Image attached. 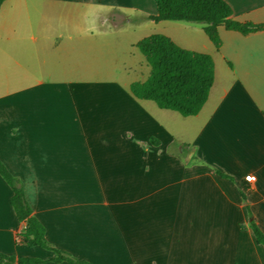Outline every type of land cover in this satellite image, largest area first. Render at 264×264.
Here are the masks:
<instances>
[{"label":"crops","instance_id":"obj_1","mask_svg":"<svg viewBox=\"0 0 264 264\" xmlns=\"http://www.w3.org/2000/svg\"><path fill=\"white\" fill-rule=\"evenodd\" d=\"M224 1L234 20L264 24V0ZM155 14L152 0H4L0 161L20 180L49 245L77 259L264 264L248 227L251 214L264 233V29L242 36L220 26L218 50L201 25L162 29L214 65L206 102L182 117L106 94L121 85L112 71L142 63L135 44L150 34L136 30L156 23ZM186 32L190 41L178 35ZM12 53L19 57L9 64ZM133 82L142 81L123 83L129 90ZM10 196L0 178V252L65 264L16 242L25 224Z\"/></svg>","mask_w":264,"mask_h":264},{"label":"trees","instance_id":"obj_2","mask_svg":"<svg viewBox=\"0 0 264 264\" xmlns=\"http://www.w3.org/2000/svg\"><path fill=\"white\" fill-rule=\"evenodd\" d=\"M4 0H0V5ZM156 14L151 16L154 22L181 21L200 24L202 31L218 50L221 40L218 27L242 36L264 29V24L240 22L232 18V8L224 0H152ZM135 47L149 66L147 78L142 82H133L129 86L130 94L138 99L153 102L158 108L176 112L182 117L196 115L208 98L214 82L212 58L205 53L187 50L176 45L163 34H150L136 42ZM152 144L157 141L150 139ZM214 173L224 179L233 180L226 173L214 169ZM0 178L11 191L9 204L16 219L25 224L23 231L16 234V242L28 248H40L50 251L53 263L91 264L77 259L65 251L51 247L47 241L45 228L32 215L27 204L21 182L13 176L0 161ZM245 201L243 192H240ZM248 227L255 243L264 248V233L255 224L249 214ZM44 260L35 257H15L0 252V264H41Z\"/></svg>","mask_w":264,"mask_h":264},{"label":"rangeland","instance_id":"obj_3","mask_svg":"<svg viewBox=\"0 0 264 264\" xmlns=\"http://www.w3.org/2000/svg\"><path fill=\"white\" fill-rule=\"evenodd\" d=\"M45 14H48V13H45ZM144 23L145 22H143V24ZM175 23L177 22H171V21H163V22H156V23L147 22V27L144 26L141 30L137 29L136 31H138L137 33L139 35L162 34L161 32H163L162 31L163 28H167L168 26L173 25ZM178 23L185 25L186 28L188 27L189 29H192V30L198 29V27H200V24H196V23H190V22H178ZM132 30L134 29L130 27L129 31H132ZM199 34L203 35L202 32H200ZM178 35L182 39V41H190L191 36L193 37L192 33H187V32L186 34L179 33ZM4 45L9 46V47L16 46V44L12 42L5 43ZM23 45L26 46V44H23ZM136 53L137 55H139L140 59H142V63H137L135 61L129 65V69H119V70L112 71V74H113L112 76L116 78V80L118 78L119 81L121 82L120 83L121 85L110 88L108 91H106L107 95L111 94L112 96H121L124 93H126L127 95H131L126 85H124L123 82L143 81L148 76L149 66L145 62L143 56L137 50H136ZM26 56L27 55H22L21 57L25 59ZM9 57H10L9 64H12L15 61V59H17L19 56L16 53H12V54H9ZM11 76L16 77L15 70L13 72H10V77ZM12 80H15V78H13ZM121 88L123 89V92H121Z\"/></svg>","mask_w":264,"mask_h":264},{"label":"built area","instance_id":"obj_4","mask_svg":"<svg viewBox=\"0 0 264 264\" xmlns=\"http://www.w3.org/2000/svg\"><path fill=\"white\" fill-rule=\"evenodd\" d=\"M244 180H245L246 182L250 183V182L254 181V177H253L252 175H246V176L244 177Z\"/></svg>","mask_w":264,"mask_h":264}]
</instances>
